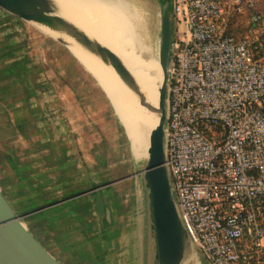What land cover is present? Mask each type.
Listing matches in <instances>:
<instances>
[{
  "label": "built area",
  "instance_id": "built-area-1",
  "mask_svg": "<svg viewBox=\"0 0 264 264\" xmlns=\"http://www.w3.org/2000/svg\"><path fill=\"white\" fill-rule=\"evenodd\" d=\"M171 17L166 165L182 223L208 264H264V0H172Z\"/></svg>",
  "mask_w": 264,
  "mask_h": 264
},
{
  "label": "rangeland",
  "instance_id": "rangeland-1",
  "mask_svg": "<svg viewBox=\"0 0 264 264\" xmlns=\"http://www.w3.org/2000/svg\"><path fill=\"white\" fill-rule=\"evenodd\" d=\"M129 2L140 20V36L142 42H145L143 45L145 44L148 54L152 52L149 54L150 58H158L160 8L163 0ZM238 19L239 16L235 17L234 25ZM18 22L22 29L14 31L10 24L0 19V70H5L1 58L10 56L14 60L22 59L18 62L21 63L20 66L17 65L14 69L9 67V70L15 72L21 66L27 69L26 75L20 77L27 85L20 82L16 84L15 80L19 81L17 77L3 81L8 82L9 88L5 95L0 92V159L5 152V146L1 142L4 138L15 136L12 126L7 125L8 120L12 121L17 116L30 117L40 132L30 141L37 137L48 139L47 142L57 153L69 154L71 162L77 165L79 172H71L73 175H70V179L73 176L72 185L78 184L84 190L92 189L93 181L101 185L107 184L102 191L105 205L109 207L113 219L108 232L109 247L104 245L103 251L97 238L101 237L102 226L96 210L95 216L92 215L96 221V238L89 236L86 228L83 231L72 228L62 244H55L53 241L49 244L46 236L51 237L53 231L41 234L35 228V223L46 226L45 218H37L35 222L34 216L25 221L26 225L31 227L34 236L38 240L40 237L50 251L65 253L66 262L57 258L63 264H148L145 190L141 208L136 174H133L143 166L145 160L134 164L129 141L118 114L93 78L89 62L80 51L73 48H77L76 44L66 34L52 35L44 25ZM53 38L65 40L67 48ZM9 52L11 53L8 54ZM3 82H0V88ZM29 98L32 99L28 101ZM30 102L32 103L29 104ZM120 118L125 125L121 116ZM15 142L11 144H16ZM5 178L12 193L8 192V197L16 200L12 195L18 191V186L11 179L8 167L0 163V183L3 184ZM86 198L88 205L93 204L94 193L86 194ZM20 199L24 202L28 200L25 196ZM16 202L13 204L14 209L29 208V205H20L21 201H18L19 204ZM106 230L108 229L104 228L103 231ZM95 241L98 243L96 247ZM196 251L204 264H208L197 249Z\"/></svg>",
  "mask_w": 264,
  "mask_h": 264
},
{
  "label": "water",
  "instance_id": "water-1",
  "mask_svg": "<svg viewBox=\"0 0 264 264\" xmlns=\"http://www.w3.org/2000/svg\"><path fill=\"white\" fill-rule=\"evenodd\" d=\"M171 14L172 0H163L160 8V44L157 58L162 80L157 89V104L154 105L149 103L140 91L133 76L117 54L97 40L91 39L74 24L58 15L56 6L51 0H0V19L10 24L14 31L22 29L18 21H27L62 31L73 37L87 49L96 53L103 63L109 64L137 97L139 104L157 117V124L148 135L147 156L144 164L138 171L133 172V174L142 176L145 189L146 227L149 242L148 264H188L189 260L190 264H204L205 262L199 258L197 248L182 223L166 165L168 80L173 42ZM54 40L67 46L62 38ZM103 186L107 184H96L87 191L94 193L93 204L102 231L113 223L111 211L105 205ZM25 216L13 208L0 186V264H63L34 236L25 223Z\"/></svg>",
  "mask_w": 264,
  "mask_h": 264
},
{
  "label": "bare ground",
  "instance_id": "bare-ground-1",
  "mask_svg": "<svg viewBox=\"0 0 264 264\" xmlns=\"http://www.w3.org/2000/svg\"><path fill=\"white\" fill-rule=\"evenodd\" d=\"M56 13L74 24L91 39L111 49L133 76L149 103L156 105L157 89L162 75L157 58H150L140 36V20L129 0H51ZM142 23V22H141ZM47 27V26H46ZM52 35L66 33L47 27ZM67 35V34H66ZM50 36V35H49ZM91 66V73L109 98L129 141L134 164L147 156L148 135L157 124V117L139 104L137 97L122 82L114 69L98 55L67 35ZM145 43V42H144ZM69 44V43H68ZM151 55V54H150ZM85 67V66H84ZM122 117L123 121L120 118ZM135 166V165H134ZM141 208L144 204V184L135 176ZM187 264V263H186ZM190 264V260L188 261Z\"/></svg>",
  "mask_w": 264,
  "mask_h": 264
},
{
  "label": "crops",
  "instance_id": "crops-1",
  "mask_svg": "<svg viewBox=\"0 0 264 264\" xmlns=\"http://www.w3.org/2000/svg\"><path fill=\"white\" fill-rule=\"evenodd\" d=\"M11 40L14 41L13 39ZM10 53L11 52L8 54ZM21 59L22 58H15L14 60L10 56L5 59L1 58V61L4 67L8 65L11 67L10 69H12L13 66H11V64L17 63ZM5 60L8 61L5 62ZM16 73L17 70L14 72L6 68L0 78V82L2 83L3 81H8V79L12 77H17L19 81L16 79V84L18 82L26 84L27 82L23 80V78H20L23 75L19 77ZM7 84L8 82H3V86L0 88V92L4 95L9 88ZM31 99L32 98H29L28 101ZM31 103L32 102L29 104ZM7 125L12 126L15 136L12 138L3 137L4 140L1 143L5 146V152L2 154L3 157L0 159V163L8 167L12 175L11 179L14 180L18 186V191L12 195V198L16 200H11V198L8 197V192L11 193V191L7 186L8 181L6 178V181L3 183L4 185L0 183V186L10 204L13 206L14 202L17 201L16 203H18V201H21L20 205H29L28 207L35 205V210L24 215L35 216V222L37 218L46 219V226L41 224L37 225L35 223V228L36 231L39 233L41 232V234L53 231L51 237L46 236L49 238V244H51L52 241L55 244L64 241L68 238L69 230L72 228L76 229V231H83L86 228L89 231L88 235L92 236V238H96L98 236L95 231L96 221L94 218V211L96 209L95 207L92 208L94 204L88 205V199H85V195L91 193L87 192L91 190V188L83 190L78 187V184L72 185L73 176L72 179H70V175L79 172V170L77 165L71 162L70 155L64 152L57 153L55 149L51 147L52 145L47 142L48 139L37 137L30 141L33 136L38 135L40 132L36 128L37 126L33 120L28 116H17L12 121L9 119ZM12 142L16 144H11ZM18 151L21 153H18ZM92 184L93 188L97 183L93 181ZM73 193L77 194L72 195ZM24 196L28 199L25 202L20 199ZM26 209V207L20 208V210L16 208L19 212H24ZM106 229L108 230L105 232L102 231L101 237H97L99 238L98 243L102 246L101 251H103L104 245L109 247L108 241L110 240V236L108 232L111 228L108 227ZM39 240L46 249L50 251L40 237ZM98 243L95 241L94 246L96 247ZM50 252L56 258H60L63 262H66L67 256L64 255L65 253L63 251L59 253Z\"/></svg>",
  "mask_w": 264,
  "mask_h": 264
},
{
  "label": "trees",
  "instance_id": "trees-1",
  "mask_svg": "<svg viewBox=\"0 0 264 264\" xmlns=\"http://www.w3.org/2000/svg\"><path fill=\"white\" fill-rule=\"evenodd\" d=\"M235 17H237V15H233L232 16V26H234L233 28L234 29H236V30H238L240 27H241V24H240V19H238V22L236 21L235 23V25H234V19H235ZM21 64V63H20ZM20 64L17 62V63H14V64H11V66H13V69L15 68V66H17V65H19L20 66ZM15 65V66H14ZM10 66H5L4 68L6 69H8ZM25 69L24 71L23 70H21V69ZM23 71V72H22ZM26 71H27V69H26V67H22L21 66V68L19 67V69L17 70V73H16V75L17 76H21V75H26ZM3 72H5V70H0V73L3 75ZM2 75H0V78L2 77ZM75 194H77V193H73L72 195H75ZM16 210V209H15ZM33 210H35V205L34 206H30L29 208H27L24 212H21L20 214H27V213H29V212H31V211H33ZM17 211V210H16ZM18 213H19V211H17ZM32 218V215H30V216H26L24 219H25V221H27V220H29V219H31ZM106 224V223H105ZM29 228H31V227H29ZM32 230V229H31Z\"/></svg>",
  "mask_w": 264,
  "mask_h": 264
}]
</instances>
